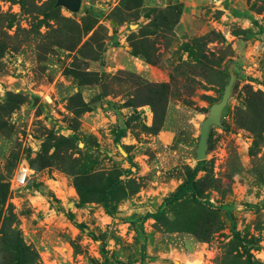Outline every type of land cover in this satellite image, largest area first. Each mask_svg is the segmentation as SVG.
<instances>
[{
  "label": "rangeland",
  "instance_id": "374dc122",
  "mask_svg": "<svg viewBox=\"0 0 264 264\" xmlns=\"http://www.w3.org/2000/svg\"><path fill=\"white\" fill-rule=\"evenodd\" d=\"M104 262L264 264V0H0V264Z\"/></svg>",
  "mask_w": 264,
  "mask_h": 264
},
{
  "label": "water",
  "instance_id": "95a60500",
  "mask_svg": "<svg viewBox=\"0 0 264 264\" xmlns=\"http://www.w3.org/2000/svg\"><path fill=\"white\" fill-rule=\"evenodd\" d=\"M58 7H63L68 11L75 13L80 8V0H54ZM233 78L229 79L228 85L224 89L221 100L212 105L209 109L207 117L200 125L198 143L195 150L196 160L203 161L205 157L206 139L208 131L212 126H220L221 124V111L224 108L226 101L229 97V88L232 84Z\"/></svg>",
  "mask_w": 264,
  "mask_h": 264
},
{
  "label": "trees",
  "instance_id": "16d2710c",
  "mask_svg": "<svg viewBox=\"0 0 264 264\" xmlns=\"http://www.w3.org/2000/svg\"><path fill=\"white\" fill-rule=\"evenodd\" d=\"M121 137V133L119 132L117 135V139ZM203 165V161H199L197 162V166L196 169L194 171V173H192L189 178L187 179V181L179 187V189L176 191L175 194H173L172 196H169L168 198L165 199L164 201V205H170L172 203L178 202L181 199H183V197L189 193H193L194 192V180L196 177V171H198L200 169V167ZM160 217V212H157L155 214H147L145 215L144 218H153L155 220L159 219ZM145 255V245L141 246V259L144 258ZM102 264H106V262L102 263Z\"/></svg>",
  "mask_w": 264,
  "mask_h": 264
},
{
  "label": "built area",
  "instance_id": "2783aa9c",
  "mask_svg": "<svg viewBox=\"0 0 264 264\" xmlns=\"http://www.w3.org/2000/svg\"><path fill=\"white\" fill-rule=\"evenodd\" d=\"M28 178H29V172L27 169L25 168L17 169L15 179L13 181L14 187L16 188L24 187L28 182Z\"/></svg>",
  "mask_w": 264,
  "mask_h": 264
}]
</instances>
